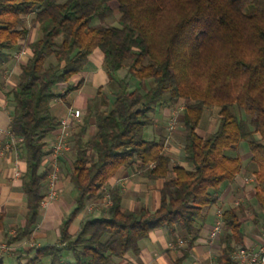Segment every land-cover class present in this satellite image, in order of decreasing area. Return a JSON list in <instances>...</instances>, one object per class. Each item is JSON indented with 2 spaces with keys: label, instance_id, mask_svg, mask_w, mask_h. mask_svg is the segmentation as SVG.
Instances as JSON below:
<instances>
[{
  "label": "trees",
  "instance_id": "obj_1",
  "mask_svg": "<svg viewBox=\"0 0 264 264\" xmlns=\"http://www.w3.org/2000/svg\"><path fill=\"white\" fill-rule=\"evenodd\" d=\"M112 4L116 25H104L114 16ZM96 19L99 24H92ZM20 42H27V59L8 91V133L25 165L26 206L24 224L6 237L7 245L27 239L37 224L48 140L60 120L52 103L67 105V95L80 85L69 87L70 79L95 51L107 86L96 90L69 137L66 175L75 207L62 220L58 244L29 249L33 255L17 264H111L138 255L139 243L157 229L184 243L172 264H185L202 237L204 211L217 205L223 187L241 171V159L224 151L241 143L254 165L253 200L264 209V0H0L1 67ZM130 79L136 87L130 88ZM62 86L67 89L59 94ZM179 104L185 166L165 152L163 127L157 138L144 139L145 130L156 126L150 114ZM213 108L215 131L202 138L196 129L205 109ZM90 120L95 132L88 136ZM120 169L162 181L155 210L125 211L120 188L104 191ZM105 197L109 205L69 234L73 218ZM243 212L242 205L223 208L216 264H237L231 257L244 247Z\"/></svg>",
  "mask_w": 264,
  "mask_h": 264
},
{
  "label": "crops",
  "instance_id": "obj_2",
  "mask_svg": "<svg viewBox=\"0 0 264 264\" xmlns=\"http://www.w3.org/2000/svg\"><path fill=\"white\" fill-rule=\"evenodd\" d=\"M19 46L10 52L11 57L7 65L4 68L0 66V147L4 150L3 156L0 159V223L2 226L0 228V246L5 245L7 248L5 251L0 249V258L4 264H17L21 262L22 258L25 260L29 259L33 255V251L28 252L29 249L58 244L59 228L62 220L75 207L73 187L66 175V169L70 165L69 146V151L63 155L61 162H58L57 197L41 207L36 227L27 239L7 245L6 237L12 235L16 228L24 224L26 206L24 193L21 189V176L25 170V165L20 158L19 151L15 148V143L11 145L8 136V125L12 107L7 95L8 91L17 82L19 66L27 59L25 42H20ZM71 79H77L78 82L73 86L68 84L69 87H74L78 83L80 85L67 95V105L62 100H59L56 101L53 107L51 106L56 112L54 116L59 119L65 117L66 110L69 107L80 110L82 118L84 109L87 103L94 98L96 90L98 88L104 89L107 86V77L102 69L101 54L95 51L90 56L85 70ZM60 89L63 91L67 87L62 86ZM73 131L74 129L71 130V133ZM94 132L93 121L90 120L87 135L91 136ZM54 134L49 138L48 146L53 140ZM170 143L167 137L165 152L171 157L174 164L185 166V163L181 162L179 157L175 160L176 158L172 155L170 148L167 149ZM241 157L246 162V169L247 166L254 167L248 159L249 153L246 148H244ZM44 166L49 167L47 159H44ZM248 176L249 174L243 177H236L233 182L225 185L219 195L217 205L210 210L204 211L202 237L193 243L188 251L185 264H216L215 261L219 255L218 238L213 241L210 240L208 237L209 229L215 221V215L218 210L222 212L223 208L227 206H235V197L240 193L247 192L249 188L252 189L253 183H246L245 179L253 176ZM161 185V180L150 181L140 172L120 169L114 177L107 181L104 191L114 187L120 188L122 195L121 206L125 211H137L140 207L153 211L159 205L158 191ZM90 215L98 216L99 211L95 210L93 213H90L87 212L86 208L77 214L69 225V234H75L80 223ZM257 238L260 239L261 237ZM180 241L177 236L173 240L164 229H157L150 233L147 239L139 243L140 251L138 255L126 254L122 259L114 260L111 264H172L175 259L182 256V249H184L185 245L182 241V243H179ZM249 244H246L245 238L244 248H255L258 245V239L255 242V246ZM17 258H19V261ZM68 259L67 255L63 258V260ZM40 264H49V262L42 261Z\"/></svg>",
  "mask_w": 264,
  "mask_h": 264
},
{
  "label": "rangeland",
  "instance_id": "obj_3",
  "mask_svg": "<svg viewBox=\"0 0 264 264\" xmlns=\"http://www.w3.org/2000/svg\"><path fill=\"white\" fill-rule=\"evenodd\" d=\"M114 8V16L112 19L107 20L104 25H116V20L118 18V12L116 11L115 4L111 5ZM99 20H94L92 24L98 25ZM33 37V32L30 36V38ZM26 44V42H25ZM124 72L120 71L118 76L123 77ZM130 82V88L136 87L137 81L130 79L128 80ZM78 80H70L69 85L73 86L76 84ZM59 94L64 92L62 89H58ZM56 102L54 101L52 103V107ZM51 107V113L53 115L56 114L54 109ZM180 109L181 104L175 105L170 107L169 109H158V113L156 110L150 114V117L156 122V126L147 128L144 133V139H151V138H157L161 132V128H164V133L166 134V137L169 138L170 146L167 147V149L170 148V151H172V155L178 159L181 155V148L183 145V130H182V124H181V115H180ZM217 124V109H205V112L203 114V117L201 118L198 128L196 129L197 134L202 138L209 137L216 128ZM244 144L241 143L238 146H236L233 149H227L224 151V155L229 157H239L241 159V171L237 175V177H248L252 176L254 167L247 166L245 160L241 157L243 150H244ZM252 164V163H251ZM236 205H242L244 208V212L242 213V231L245 234L246 238V244L255 246V242L257 237L264 238V209L259 208L252 197V189L249 188L247 192L240 193L236 197ZM234 206V205H233ZM93 216V215H92ZM239 248V247H237ZM250 248V247H249ZM248 249V247H246ZM28 260V259H27ZM27 260L22 258L21 262L25 263Z\"/></svg>",
  "mask_w": 264,
  "mask_h": 264
},
{
  "label": "built area",
  "instance_id": "obj_4",
  "mask_svg": "<svg viewBox=\"0 0 264 264\" xmlns=\"http://www.w3.org/2000/svg\"><path fill=\"white\" fill-rule=\"evenodd\" d=\"M59 101L58 100H55ZM81 111L74 108H67L66 115L64 118L59 120V126L55 131L53 140L51 141L49 148V153L46 155L45 159L49 163V172L45 177L46 194L44 200L41 202V207L45 206L47 202L54 200L57 197L58 189V162L66 152L69 151V137L71 135V130L74 129L75 125L81 119ZM10 144L13 145L16 139L8 133ZM8 146V145H7ZM4 150L0 147V159L3 156ZM254 177L245 179L246 183H252ZM109 205L108 198H103L102 202L98 204H90L87 207V212H92L99 207H107ZM221 232V211H217L215 215V221L212 227L209 229L208 237L210 240H216ZM179 243H182L181 241ZM2 251L7 248L5 245L0 246ZM232 260L237 264H264V238L258 239V245L255 248H237L232 254Z\"/></svg>",
  "mask_w": 264,
  "mask_h": 264
}]
</instances>
